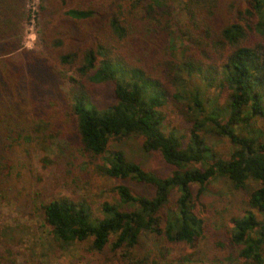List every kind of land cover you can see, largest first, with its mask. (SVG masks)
I'll list each match as a JSON object with an SVG mask.
<instances>
[{"label": "trees", "instance_id": "obj_1", "mask_svg": "<svg viewBox=\"0 0 264 264\" xmlns=\"http://www.w3.org/2000/svg\"><path fill=\"white\" fill-rule=\"evenodd\" d=\"M27 2L0 0V198L14 152L24 146L31 169L34 151L46 153L63 133L58 124L70 121L85 165L150 185L154 195L117 185L120 203L103 202L97 217L83 200L55 198L43 212L60 246L91 240L107 263L171 264L173 247L204 238L196 201L211 182L225 178L241 190L252 180L260 186L232 218L227 243L245 264H264V141L256 124L264 116V0H180L178 50L168 0H41L42 52L23 46ZM60 70L72 73L60 79L62 96L41 87L49 97L40 104V75L59 80ZM101 84L109 88L103 102ZM169 104L187 118L184 135L165 130ZM208 136L228 139L230 157L217 154ZM130 137L173 171L160 177L115 148ZM0 264H23L2 239Z\"/></svg>", "mask_w": 264, "mask_h": 264}, {"label": "rangeland", "instance_id": "obj_2", "mask_svg": "<svg viewBox=\"0 0 264 264\" xmlns=\"http://www.w3.org/2000/svg\"><path fill=\"white\" fill-rule=\"evenodd\" d=\"M168 1L172 6L177 30L171 44L178 50L183 44L179 29L185 23V17L180 0ZM27 4L29 17L24 25L23 46L28 50L42 52L39 19L41 0H28ZM60 72L59 80L54 79L56 83L50 76L40 75L43 79L39 80L41 85L35 92L40 104L49 97L41 87L53 91L58 97L62 96L64 89L60 79L72 73L65 70ZM192 82L198 84L207 97L209 94L210 97L216 95L214 90L207 91L203 83L196 80ZM97 89V96L103 102L109 95V88L101 84ZM49 95L51 96L50 92ZM164 113L165 130H178L184 135L188 125L185 114H181L170 104L164 107ZM68 124H58L57 127L63 133L55 139L46 153L34 151L31 169L28 170L25 166L24 146L14 152L16 163L5 162L6 168L2 173L8 178L5 177L3 186L5 199L0 198V239L15 248L23 264H114L107 263L105 257L92 251L91 240L68 248L60 246L45 223L43 206L55 198L71 197L88 203L97 217L101 214L103 202L120 203L114 192L117 185H127L135 195L141 196H153L154 188L130 179L114 180L97 174L93 168L85 165L86 159L78 148L75 128L70 121ZM256 124L264 141V116ZM208 140L217 154L225 159L230 157L233 147L228 139L208 136ZM115 148L124 151L129 159L160 177L168 176L174 169L159 152H146L142 140L137 137L126 138L116 143ZM45 157L49 161H43ZM259 186L250 180L243 189L236 190L228 179L212 181L206 193L196 201V211L206 225L204 238L192 245L173 247L168 253L171 264H245L237 258L227 243V237L232 228V218L242 214L250 194ZM193 188L196 193L197 187ZM177 196L178 192L175 191L172 198L176 199ZM258 219L264 225V212L258 214Z\"/></svg>", "mask_w": 264, "mask_h": 264}]
</instances>
